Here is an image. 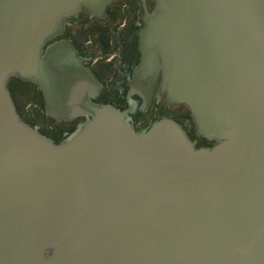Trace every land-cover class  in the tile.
Masks as SVG:
<instances>
[{
  "label": "water",
  "instance_id": "95a60500",
  "mask_svg": "<svg viewBox=\"0 0 264 264\" xmlns=\"http://www.w3.org/2000/svg\"><path fill=\"white\" fill-rule=\"evenodd\" d=\"M109 2L0 0V264H264V0H155L137 30L133 78L188 107L215 141L199 147L170 117L135 130L94 101L100 83L54 39ZM12 76L46 116L84 119L50 138Z\"/></svg>",
  "mask_w": 264,
  "mask_h": 264
},
{
  "label": "flooded vegetation",
  "instance_id": "af4514ba",
  "mask_svg": "<svg viewBox=\"0 0 264 264\" xmlns=\"http://www.w3.org/2000/svg\"><path fill=\"white\" fill-rule=\"evenodd\" d=\"M154 3L155 0H110L102 16L90 14L82 7L77 14L66 17L64 31L54 39H64L70 42L76 55L80 57L82 65L90 69L95 76L94 80L97 79L100 83L93 100L112 104L120 110L130 109L128 111L129 122L135 130L147 129L154 120L162 117L176 120L185 130L184 116L189 115L191 118L188 107L184 103L168 104L164 95L158 94L159 80L151 91L150 87L138 85L133 78V70L139 59L137 30L144 22L145 12L150 11ZM12 81L20 86V89H26L25 91L21 89V91L27 92L29 100H38L42 102L43 107L41 91L34 82L15 76L9 79V83ZM78 90H85L84 94H89V83L85 87H78ZM146 101H148L147 104H145ZM160 103H164L167 111L159 110L153 114L154 117H150L149 111L152 105H160ZM174 105H183V111L178 116L176 112L169 110ZM43 114V119H50L49 121L53 122L54 129L51 131L54 134L67 135L73 130L72 124L77 125L84 119V116H80L71 121H58L46 116L44 110ZM143 117L144 120L139 122ZM22 119L32 124L31 120L24 117ZM32 126H36L47 136V133L51 134L36 123ZM186 134L194 142L195 147L211 146L215 143L214 140H209L197 133L196 136ZM57 137L52 139L59 140Z\"/></svg>",
  "mask_w": 264,
  "mask_h": 264
},
{
  "label": "rangeland",
  "instance_id": "374dc122",
  "mask_svg": "<svg viewBox=\"0 0 264 264\" xmlns=\"http://www.w3.org/2000/svg\"><path fill=\"white\" fill-rule=\"evenodd\" d=\"M19 87L20 86L16 85L14 83V81H12L11 83H9V81H8V88L10 90V93H12L13 98L15 99L14 102H15V105H16V108H17V112L19 111L20 114H21L20 117L21 118L24 117L27 120H31L32 121L31 125L36 123L37 125H40V127L42 129H45L44 131L51 132V134H48V136H50V138H55L56 136L60 137L61 135L54 134L51 131L53 129L52 128L53 127V122L49 121L50 119H45V118L43 119L42 118L43 115H44L43 114V110H41L42 108H40L42 105H39L38 101L29 100L28 96L26 95L27 92L25 93V92L21 91V89L23 90L24 88L20 89ZM25 90L26 89H24V91ZM182 106L183 105H181V106L174 105L169 110H172V111L176 112L177 116H178V114H180L183 111L182 110ZM159 110L161 112L167 111V107L164 105V103H160V105L159 104H153L152 107H151V110L149 111V113L151 115L150 117H152L153 114L158 112ZM184 119H185V131H186V133L191 134L193 136H196V133L194 131V124L192 122V119L189 117V115H185ZM143 120H144V117L141 118L139 122H141ZM54 123H55V121H54ZM59 123H61V122H59ZM73 123H75V122H73ZM61 124H63V123H61ZM71 126H74V124H72Z\"/></svg>",
  "mask_w": 264,
  "mask_h": 264
},
{
  "label": "trees",
  "instance_id": "16d2710c",
  "mask_svg": "<svg viewBox=\"0 0 264 264\" xmlns=\"http://www.w3.org/2000/svg\"><path fill=\"white\" fill-rule=\"evenodd\" d=\"M7 87H8V85H7ZM8 90H9V88H8ZM9 92H10V90H9ZM11 94V96H12V93H10ZM12 99H13V101H15V99L13 98V96H12ZM34 101H38V100H34ZM15 103V102H14ZM38 104L39 105H42V102H40V101H38ZM16 106V105H15ZM40 108H42L41 110H43V107L41 106ZM17 109V108H16ZM18 114L21 116V114H20V112L18 111ZM75 126H76V124L72 127V129H74L75 128ZM53 129H54V127H52ZM60 133V132H59ZM47 134H50V133H47ZM59 135H61L60 137H58L59 139H62V138H64L66 135H64V134H59ZM57 138V139H58Z\"/></svg>",
  "mask_w": 264,
  "mask_h": 264
}]
</instances>
